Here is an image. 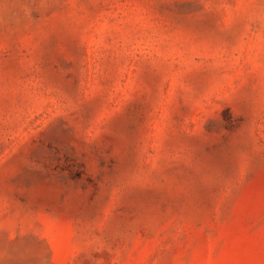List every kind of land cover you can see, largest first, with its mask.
<instances>
[{"label":"rangeland","instance_id":"rangeland-1","mask_svg":"<svg viewBox=\"0 0 264 264\" xmlns=\"http://www.w3.org/2000/svg\"><path fill=\"white\" fill-rule=\"evenodd\" d=\"M0 264H264V0H0Z\"/></svg>","mask_w":264,"mask_h":264}]
</instances>
